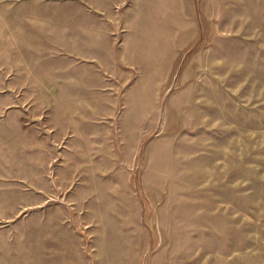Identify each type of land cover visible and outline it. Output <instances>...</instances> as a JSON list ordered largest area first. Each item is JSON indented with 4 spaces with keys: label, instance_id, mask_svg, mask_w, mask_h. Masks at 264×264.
Masks as SVG:
<instances>
[{
    "label": "rangeland",
    "instance_id": "obj_1",
    "mask_svg": "<svg viewBox=\"0 0 264 264\" xmlns=\"http://www.w3.org/2000/svg\"><path fill=\"white\" fill-rule=\"evenodd\" d=\"M121 5L103 55L0 8V264H264V0ZM28 97L61 151L19 142Z\"/></svg>",
    "mask_w": 264,
    "mask_h": 264
},
{
    "label": "crops",
    "instance_id": "obj_2",
    "mask_svg": "<svg viewBox=\"0 0 264 264\" xmlns=\"http://www.w3.org/2000/svg\"><path fill=\"white\" fill-rule=\"evenodd\" d=\"M73 5L74 8L68 9ZM121 7V0H0L2 17L6 23L12 24L4 30L10 33L3 36L19 40L20 46L32 44V40H81L76 42L81 52L80 49L76 52L66 51L64 55L109 54V50L114 46L113 39L117 36L112 16L117 12L125 22L126 11ZM120 34L117 37L125 36L122 32ZM27 61V64L19 68L18 80L13 76L11 85L49 86L51 83L39 77L29 59ZM32 102L28 97L27 111L18 109L21 114H27L26 118H20L19 142L28 143L29 150H40L48 146L55 153L61 151V146L66 145L64 136L59 134L57 137L56 129L51 127L47 120V113L32 111ZM54 156L51 153L47 158L53 160ZM51 162H47V165Z\"/></svg>",
    "mask_w": 264,
    "mask_h": 264
}]
</instances>
